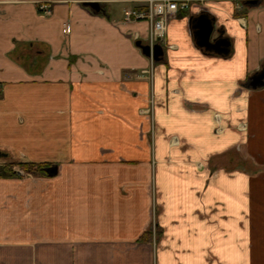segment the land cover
Returning <instances> with one entry per match:
<instances>
[{
    "label": "crops",
    "instance_id": "0c3cea01",
    "mask_svg": "<svg viewBox=\"0 0 264 264\" xmlns=\"http://www.w3.org/2000/svg\"><path fill=\"white\" fill-rule=\"evenodd\" d=\"M255 1L192 0L152 66L150 21L125 19L147 0H0V166L47 165L0 174V264H264ZM202 11L229 53L197 44Z\"/></svg>",
    "mask_w": 264,
    "mask_h": 264
},
{
    "label": "water",
    "instance_id": "95a60500",
    "mask_svg": "<svg viewBox=\"0 0 264 264\" xmlns=\"http://www.w3.org/2000/svg\"><path fill=\"white\" fill-rule=\"evenodd\" d=\"M256 2L255 0H251ZM86 5L92 7L96 11L102 10V5L99 1H88ZM194 27V35L197 44L207 50L219 54H227L230 52L231 41L224 35V32L216 26L215 18L210 16L207 12H200L191 18ZM137 45L141 47L143 53L147 56H151L152 49L148 44H144L141 40L137 42ZM154 58L156 61L162 59L165 56V48L162 44L158 43L154 47ZM250 85L253 87H259L264 84V67L254 73L249 79ZM49 173H55V167L47 168Z\"/></svg>",
    "mask_w": 264,
    "mask_h": 264
},
{
    "label": "built area",
    "instance_id": "2783aa9c",
    "mask_svg": "<svg viewBox=\"0 0 264 264\" xmlns=\"http://www.w3.org/2000/svg\"><path fill=\"white\" fill-rule=\"evenodd\" d=\"M192 0H147L143 9H129L125 13L126 20L148 19L150 21L147 43L153 48L156 43L162 42L166 36L169 20L179 15L181 11L190 7ZM40 10L50 14L53 11L52 4L41 3ZM155 62L152 59V66ZM157 221L153 220L151 232L156 237Z\"/></svg>",
    "mask_w": 264,
    "mask_h": 264
},
{
    "label": "trees",
    "instance_id": "16d2710c",
    "mask_svg": "<svg viewBox=\"0 0 264 264\" xmlns=\"http://www.w3.org/2000/svg\"><path fill=\"white\" fill-rule=\"evenodd\" d=\"M22 168L25 171L31 173V174H40L43 173L47 165L45 163H34V162H11L9 164H6L4 166H0V174L1 175H14L16 174V171L13 168Z\"/></svg>",
    "mask_w": 264,
    "mask_h": 264
},
{
    "label": "rangeland",
    "instance_id": "374dc122",
    "mask_svg": "<svg viewBox=\"0 0 264 264\" xmlns=\"http://www.w3.org/2000/svg\"><path fill=\"white\" fill-rule=\"evenodd\" d=\"M246 160V161H245ZM222 161H224V160H222ZM254 161V167H253V165H252V160H250L249 158H246V159H244V160H239L238 162H236L235 164H232V165H229V166H231V168H234V170H236V169H239V170H247V167H246V164H248V167H251L252 169L251 170H253V171H255L256 170V168H257V170H258V168H260V167H262L263 166V164L261 163L262 161L259 159V161H257L256 159L255 160H253ZM222 164H226L225 162H222ZM10 168H13L15 171H16V174H21V175H29V174H31V173H29V172H27V171H25L24 169H22V168H15V166L14 167H11L10 166ZM249 170V169H248ZM258 171H260V170H258ZM257 171V172H258ZM255 173H256V171H255ZM156 237L158 238V240L160 239V227H158L157 228V230H156ZM152 233V232H151ZM153 234V233H152ZM154 235V234H153Z\"/></svg>",
    "mask_w": 264,
    "mask_h": 264
}]
</instances>
